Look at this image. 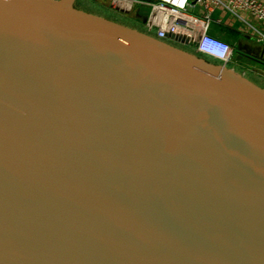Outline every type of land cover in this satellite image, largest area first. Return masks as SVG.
<instances>
[{
  "label": "water",
  "instance_id": "1",
  "mask_svg": "<svg viewBox=\"0 0 264 264\" xmlns=\"http://www.w3.org/2000/svg\"><path fill=\"white\" fill-rule=\"evenodd\" d=\"M185 48L0 0V264H264V77Z\"/></svg>",
  "mask_w": 264,
  "mask_h": 264
},
{
  "label": "built area",
  "instance_id": "2",
  "mask_svg": "<svg viewBox=\"0 0 264 264\" xmlns=\"http://www.w3.org/2000/svg\"><path fill=\"white\" fill-rule=\"evenodd\" d=\"M123 13L143 17L146 31L191 47L207 58L227 65L233 46L210 33L223 24V15L236 20L243 33L264 44V0H108ZM219 14V15H216Z\"/></svg>",
  "mask_w": 264,
  "mask_h": 264
},
{
  "label": "crops",
  "instance_id": "3",
  "mask_svg": "<svg viewBox=\"0 0 264 264\" xmlns=\"http://www.w3.org/2000/svg\"><path fill=\"white\" fill-rule=\"evenodd\" d=\"M216 15L219 14L216 13ZM222 17L223 24L213 25L210 33L229 43L232 42L234 52L231 62L226 66L241 72L248 74L255 73L264 77V44L243 33L236 20L229 18L227 15H223ZM235 35L238 38H235ZM216 61L219 62L218 60Z\"/></svg>",
  "mask_w": 264,
  "mask_h": 264
},
{
  "label": "rangeland",
  "instance_id": "4",
  "mask_svg": "<svg viewBox=\"0 0 264 264\" xmlns=\"http://www.w3.org/2000/svg\"><path fill=\"white\" fill-rule=\"evenodd\" d=\"M77 2H80V3H83L85 5H88L92 8H95L99 11H102L104 13H107L109 15H112L114 17H117L123 21H126V22H129V23H132V18H134L135 16H137L136 14L134 13H129V14H126V13H123V12H120L116 9H114L109 3L108 0H76ZM213 26V25H212ZM143 29V27H142ZM238 38L237 35H235V38ZM234 38V39H235ZM230 44L232 45V42H230ZM192 51L196 52L194 50V48H190ZM197 53V52H196ZM216 61V60H215ZM242 69V68H240Z\"/></svg>",
  "mask_w": 264,
  "mask_h": 264
},
{
  "label": "flooded vegetation",
  "instance_id": "5",
  "mask_svg": "<svg viewBox=\"0 0 264 264\" xmlns=\"http://www.w3.org/2000/svg\"><path fill=\"white\" fill-rule=\"evenodd\" d=\"M132 22L133 24L137 27V28H142V17L140 16H135L134 18H132Z\"/></svg>",
  "mask_w": 264,
  "mask_h": 264
},
{
  "label": "trees",
  "instance_id": "6",
  "mask_svg": "<svg viewBox=\"0 0 264 264\" xmlns=\"http://www.w3.org/2000/svg\"><path fill=\"white\" fill-rule=\"evenodd\" d=\"M190 48H191V47H187V48H185V49H186V50H190Z\"/></svg>",
  "mask_w": 264,
  "mask_h": 264
}]
</instances>
